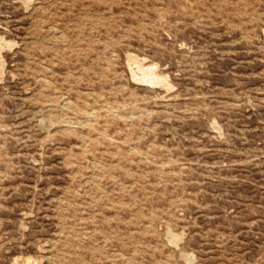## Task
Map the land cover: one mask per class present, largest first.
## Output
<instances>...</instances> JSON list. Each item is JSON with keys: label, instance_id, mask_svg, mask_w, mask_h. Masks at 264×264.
I'll use <instances>...</instances> for the list:
<instances>
[{"label": "rangeland", "instance_id": "1", "mask_svg": "<svg viewBox=\"0 0 264 264\" xmlns=\"http://www.w3.org/2000/svg\"><path fill=\"white\" fill-rule=\"evenodd\" d=\"M0 43V264H264V0H0Z\"/></svg>", "mask_w": 264, "mask_h": 264}, {"label": "bare ground", "instance_id": "2", "mask_svg": "<svg viewBox=\"0 0 264 264\" xmlns=\"http://www.w3.org/2000/svg\"><path fill=\"white\" fill-rule=\"evenodd\" d=\"M6 42H8V41H6ZM9 42H10V40H9ZM1 44V43H0ZM139 60V59H138ZM137 62V61H136ZM140 62V61H139ZM138 69H140L141 71H142V73H143V75L141 76V75H138V78H139V76H141L142 78V80L143 79H145V80H147L148 82L150 81V82H154V83H157L160 79H163L159 74H157L156 72H155V70H154V68H153V64L152 65H149V66H147V67H145L144 65H142L141 64V62L140 63H138ZM165 78H166V76H164ZM167 81V80H166ZM159 82H161V81H159ZM165 83H167V82H165ZM95 110V109H94ZM89 111H91V110H89ZM88 112V111H87ZM174 234V233H173ZM174 237V236H173ZM178 238H179V236H177ZM174 239V238H173ZM175 239H176V237H175ZM178 240V239H177ZM175 241V240H174ZM179 241V240H178Z\"/></svg>", "mask_w": 264, "mask_h": 264}]
</instances>
